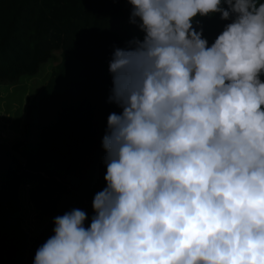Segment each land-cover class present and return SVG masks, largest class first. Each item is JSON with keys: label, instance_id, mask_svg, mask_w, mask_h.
<instances>
[{"label": "clouds", "instance_id": "obj_1", "mask_svg": "<svg viewBox=\"0 0 264 264\" xmlns=\"http://www.w3.org/2000/svg\"><path fill=\"white\" fill-rule=\"evenodd\" d=\"M128 3L145 35L110 62L107 187L34 264H264V2ZM214 13L235 18L209 46Z\"/></svg>", "mask_w": 264, "mask_h": 264}, {"label": "trees", "instance_id": "obj_2", "mask_svg": "<svg viewBox=\"0 0 264 264\" xmlns=\"http://www.w3.org/2000/svg\"><path fill=\"white\" fill-rule=\"evenodd\" d=\"M132 9L128 0H0V83L33 76L60 53L58 69L26 107L20 139L0 144V264H34L55 218L74 209L90 227L94 198L107 187L108 118L122 114L110 101V62L145 35ZM234 18L198 15L193 28L211 46ZM24 201L36 219L49 220L38 231L20 219Z\"/></svg>", "mask_w": 264, "mask_h": 264}, {"label": "rangeland", "instance_id": "obj_3", "mask_svg": "<svg viewBox=\"0 0 264 264\" xmlns=\"http://www.w3.org/2000/svg\"><path fill=\"white\" fill-rule=\"evenodd\" d=\"M55 58L41 65L33 76H24L14 82L0 83V144L8 146L19 140L23 130L26 107L38 89L47 81L50 74L58 69L60 53ZM67 80L71 74H67ZM25 199V197L23 198ZM20 219L26 229L38 231L48 219H36L34 209L29 202L22 205Z\"/></svg>", "mask_w": 264, "mask_h": 264}]
</instances>
